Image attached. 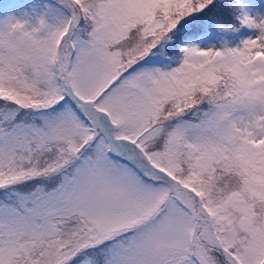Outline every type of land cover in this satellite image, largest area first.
Listing matches in <instances>:
<instances>
[{"label": "snow or ice", "instance_id": "obj_1", "mask_svg": "<svg viewBox=\"0 0 264 264\" xmlns=\"http://www.w3.org/2000/svg\"><path fill=\"white\" fill-rule=\"evenodd\" d=\"M0 264H264V0H3Z\"/></svg>", "mask_w": 264, "mask_h": 264}, {"label": "rangeland", "instance_id": "obj_2", "mask_svg": "<svg viewBox=\"0 0 264 264\" xmlns=\"http://www.w3.org/2000/svg\"><path fill=\"white\" fill-rule=\"evenodd\" d=\"M3 2V0H0V3H2Z\"/></svg>", "mask_w": 264, "mask_h": 264}]
</instances>
